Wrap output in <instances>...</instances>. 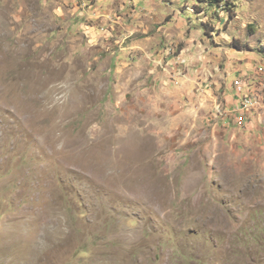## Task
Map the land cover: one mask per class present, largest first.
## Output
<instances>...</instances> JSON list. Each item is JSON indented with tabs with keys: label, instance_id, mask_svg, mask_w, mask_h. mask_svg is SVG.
<instances>
[{
	"label": "rangeland",
	"instance_id": "374dc122",
	"mask_svg": "<svg viewBox=\"0 0 264 264\" xmlns=\"http://www.w3.org/2000/svg\"><path fill=\"white\" fill-rule=\"evenodd\" d=\"M216 1L0 0V264H264V0Z\"/></svg>",
	"mask_w": 264,
	"mask_h": 264
},
{
	"label": "built area",
	"instance_id": "2783aa9c",
	"mask_svg": "<svg viewBox=\"0 0 264 264\" xmlns=\"http://www.w3.org/2000/svg\"><path fill=\"white\" fill-rule=\"evenodd\" d=\"M238 84V86H239V84H240V82L239 81H237L236 82V85ZM244 84V83H243ZM247 103V104H246ZM249 102L247 101V100H244V105H246V107L245 108H247V110H249V104H248ZM246 118H247V116H246ZM240 119H243V120H245V115L243 114L241 117H240Z\"/></svg>",
	"mask_w": 264,
	"mask_h": 264
},
{
	"label": "trees",
	"instance_id": "16d2710c",
	"mask_svg": "<svg viewBox=\"0 0 264 264\" xmlns=\"http://www.w3.org/2000/svg\"><path fill=\"white\" fill-rule=\"evenodd\" d=\"M222 2H223V0H222ZM216 3H217L216 5L220 6L221 5V0H217Z\"/></svg>",
	"mask_w": 264,
	"mask_h": 264
}]
</instances>
